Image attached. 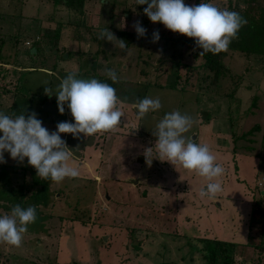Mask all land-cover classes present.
Returning a JSON list of instances; mask_svg holds the SVG:
<instances>
[{"label": "rangeland", "instance_id": "obj_1", "mask_svg": "<svg viewBox=\"0 0 264 264\" xmlns=\"http://www.w3.org/2000/svg\"><path fill=\"white\" fill-rule=\"evenodd\" d=\"M101 1L103 4L100 3V0L86 1L84 23H88L87 27L102 28V30L113 27L116 30H125L129 32L124 36H117L115 31L109 29L117 39L125 41L128 47L127 50L121 51L118 46H115L118 45V41L111 43L101 39L99 44L105 49V52L101 51L100 53L98 52L95 54L97 48L95 47L94 40H86L87 42H84L85 44H82L81 46V50L85 48L84 54L78 56L77 54L74 55L65 52L62 56L59 55L63 58L62 61H66V58L64 59L65 54L69 55V60L72 58L75 59L74 62H63V65L60 64L59 66L62 70L69 68L71 65L74 66L76 71H80L79 69H82L83 67L88 73H93L101 66L104 58L103 55L105 54L109 61H112V70H114L119 77V82L112 86L116 89L117 95L123 101L122 106L135 104V93H139L140 95L143 94V85L145 83L139 81L142 79L140 71L151 72V74L147 76L149 81L154 78V70L159 67V69H162L163 73L168 75V77H173L174 72L179 73L178 75L181 83L178 86L181 87L184 83L183 78L186 76V71L182 64L183 62L193 64V62L187 55L190 50L185 46H180L178 42L172 41H174L175 38L187 39L188 37L166 29L162 23H153L149 21L144 25L141 24V26L146 28L148 35L151 36L139 38L137 36L135 38L131 31H135L133 27L135 22L139 21L142 23V21L144 22V20H146L143 17L144 11H142V7L144 6L137 4L134 5L133 0ZM200 1L204 2L205 0ZM261 2L264 5V0H259V3ZM206 3H212L220 9L232 11L233 9H242V4L244 2L241 0H206ZM185 4L189 6L195 5L194 0L185 2ZM244 5L245 3L243 6ZM110 11H112L111 20L109 19L111 18ZM0 14L2 15V20L0 21V33L15 34L19 39L18 42L20 46L15 50L17 54L16 60L19 61L25 60L27 53L32 55L29 52V48L24 46L26 41L34 40L38 35H41L42 37L48 36V33L49 36L54 35V33H51L50 31L54 29V25H59L58 28L62 26L61 29H63L59 33V36H61L59 45H61L64 42L67 33H70L71 36L79 32L75 27H73L70 32L67 31V29H64L66 23L71 21L74 23H80V21H82L81 17L73 13L61 0H0ZM19 16H21V19H11ZM33 20H39L35 26V23L32 22ZM40 20L46 23L44 27L47 28V30L49 29L48 33L44 32L43 28H41V31L37 29ZM5 22L7 24H5ZM98 29H93L91 33L94 31L98 32ZM17 30L20 33H16ZM157 30L159 31L160 37L165 39L169 38L170 40L166 39V42H164V39L160 38L158 42L152 43L153 32ZM99 33L100 32H98V35ZM82 34H89L86 27L84 30L82 29ZM3 41L5 42V38H3ZM9 42L10 41L8 40V43ZM46 43L48 46V41H46ZM86 43L89 45L87 46ZM69 44H72L77 48V45L73 43L71 39L69 40ZM12 47L11 44H5V46H2V60L0 59V63L3 61L8 63L13 61L12 58L8 56L13 53V51H11ZM33 47H39L38 43H33L32 48ZM41 47L44 49V46L41 45ZM88 48H92V54H94L93 56L95 57L87 54ZM44 51L46 52L48 50L44 49ZM179 52H183L180 67L177 65L176 61L171 62L173 60L158 63L161 58H169L171 55H174L172 58L175 60L178 59ZM190 53L192 54V51ZM38 55V59L43 58L41 53ZM92 58L97 62L94 63ZM117 59L120 60L121 64L115 62ZM37 63H40L39 60ZM225 63L234 73H244V80L241 83L242 86L237 92L236 99H232L230 102L224 100L225 98L219 100L220 106L222 105L226 109L228 107L231 121V123L229 121V124L227 125H221L226 130L228 137L229 128L231 130V135L235 134L234 145L236 146L237 151L241 152L240 154L247 153L254 156L260 155L261 174L259 176L260 181L257 190L255 188L256 191L252 196L260 207H253V212L251 211L250 213L251 215H249L247 211L244 212L245 215H243V218L239 221L236 220L238 223L235 227L234 222L231 221L225 228L228 229L227 232L229 234L225 233L224 236H221L227 238V240H239L247 244L246 246L245 244L237 245L234 255L231 256L233 264H264V226H262V220L264 219V193L263 195L259 194L261 190L264 191V56L248 58L240 53L229 52L225 59ZM12 69L13 68L8 69L5 73H3L4 69L0 70V98L5 101V105L0 106V112L10 116L15 112L17 115L24 112L26 116L35 112L37 118L43 122V126L50 132L56 130V125L59 122L68 121L63 115L67 112L66 109L63 114L60 112L57 113V118L55 119L56 122L54 119L42 113L38 103L46 97L44 91L45 87H51L52 89L55 84V73L49 74L48 72H44V69L53 70L51 62L45 61L44 69H42V67H36L34 70L25 71V69H23L21 72L16 69V73L13 72ZM78 78L90 79L92 77L78 76ZM15 79H17L19 83H17V80ZM16 87H20L21 89L18 96L25 97L22 102H17L15 97H13L14 94L18 93V90L15 89ZM189 87H187V91ZM224 90L228 93L231 89L227 87ZM187 91L157 87L149 88L145 97H159L162 103V108L157 112L149 113L141 120H137V118L136 120L129 119L126 116L121 117L124 126H130L132 128L137 122V124L139 123L140 130L143 129L146 131L150 136V139L154 140L155 138L151 136L153 135V132L150 130H155L156 124L166 113L179 110L182 114L186 113L194 119V102H201L204 100V97L202 95H198L197 97L196 94ZM207 101L208 100H205V102ZM219 102H211V104ZM217 106L218 105H216V108ZM203 112L206 113V111ZM254 128H256V130L251 132ZM194 129L195 126L193 125L189 132ZM0 135H2V133H0ZM224 137H226V135H224ZM61 138H67L66 140L75 148H77L78 143L80 142L77 141L78 138H73L72 134H61ZM85 142L82 143V148H77L79 151H88V142L85 144L86 148H83ZM229 143L232 144L230 141ZM210 149H212L211 146ZM78 150H75V154L72 155L75 160L80 159V157L77 158L79 155ZM214 155L223 160L225 158L224 155H220L216 151H214ZM4 158L7 161L6 163L11 164L15 162V160L11 159L9 153H4ZM244 158L245 160H248L246 156H244ZM231 159H237V156L234 154ZM22 164L23 163H21V165ZM231 164L232 167L230 168L227 177L234 180L244 172L238 166V170L235 172L234 167L236 164L234 162ZM172 166L174 167V170L173 172L170 170L169 173L174 179H176L178 184L183 187L185 186V189L191 193V195L198 196L201 187L205 188L208 183L205 178L200 177L195 173L189 172L180 166ZM0 173L2 183V186L0 185V207L5 209L0 208V215L10 214L11 209L16 205L12 200L20 194V187L17 186V184L22 181L30 183L31 177L16 173V176H14V181L16 183L12 188L14 191V193H12L11 191H5L10 186L6 181L12 179L11 171L7 173L5 170H0ZM232 179L229 181L233 183L234 181ZM249 181H251L250 178ZM253 182L254 180L249 182V188L245 185H240L237 182L233 184L237 185L240 189L244 187L248 193H251L256 185ZM48 183L51 184L54 182L48 179ZM62 183L66 184L67 188L64 187V184L59 187ZM227 183L229 184V182ZM58 184L59 186L53 187L52 185L54 184H51V186L48 187L50 191H48V199L46 200L47 206H44L43 203H41L36 207L32 204L33 201H31V203L26 202V204H23V208L29 206L36 207V210H38L37 220L35 223L28 226V231L24 234L21 247L15 248L0 244V264H179V262H177L179 261V255H182L183 257V261L180 262V264H207L202 257L203 252L200 250L202 245L196 239L195 241H192L190 245L188 237H196L198 230H210L211 232L213 229L216 232H220V229H223L225 224L223 221L220 224L211 221L210 224L206 223V225L204 224L203 226L202 223L201 226L198 227L194 222L189 224L188 221H184L182 217H180L178 224L167 222L166 224L169 228L166 230V227L162 228L164 221L161 219L156 220L150 218L146 209V216L144 215L137 220L138 222L143 221L141 222L143 224L145 223L142 230H144L146 234L136 233L131 236L129 230H123L120 226H114L113 228L110 226L112 224L108 221L105 222V220H100L101 217L99 218V216L102 212L100 213V210L98 211L99 207L94 206V194L96 189L90 182H75L71 179H65ZM239 188L237 189L234 187V191L235 193H238L242 199L244 197L241 196L242 192ZM30 189L33 193L37 192L40 194L43 192V186L37 183L30 187ZM57 191L58 194L56 193ZM197 196L194 197L195 200L196 198H200V196ZM234 196L235 195L233 194L232 197L235 198ZM8 200H11L13 204L10 203L8 205L6 203ZM220 201L224 200L221 199ZM235 202L241 201L235 200ZM174 209L175 208L169 202L166 209L169 216L173 215ZM201 220L203 219L201 218ZM172 231L175 232L172 233ZM246 232L247 235L245 236ZM198 233L200 232L198 231ZM206 233L208 239H210L211 235L209 231ZM200 235L201 238L204 239L202 233H200ZM155 238H166L163 245L165 248L164 251L159 248ZM261 247H263V249ZM155 248L158 249V258L154 257V259L150 260V256L155 254ZM146 256L148 257L147 260H145ZM170 256H175L177 258L171 260L169 258ZM167 259L168 262H164Z\"/></svg>", "mask_w": 264, "mask_h": 264}, {"label": "crops", "instance_id": "obj_2", "mask_svg": "<svg viewBox=\"0 0 264 264\" xmlns=\"http://www.w3.org/2000/svg\"><path fill=\"white\" fill-rule=\"evenodd\" d=\"M40 22V26L43 29H47L44 27L46 23H44L42 20H40ZM77 24L78 23H74L73 21H71L69 23H66L64 29H67V31L70 32V30ZM86 26H88V23H86ZM58 27L59 25H54V29L51 31V33L56 31ZM61 28L62 26H60L59 33L63 30ZM119 31L127 32L125 30ZM98 32L94 31V34L92 35L74 34L71 36L70 33H67L65 36L66 38L63 42L64 44L62 43L61 45H59V40L61 37L59 36V34L57 36V39L54 42L49 43L48 46L46 42H43L41 44L42 46H44V49L48 50L46 52H43V56L47 57V61L51 62L52 65L55 64L53 70L44 69L45 73H55V84L52 88V96H49L48 98L52 103L53 108L55 109V115L52 116L42 108V104L46 100H48L46 99L48 95H46L45 99H43L41 102H38L43 114H46L48 117L54 120L57 118V113L59 112V110L57 108V96L55 95L56 89L60 81L70 72L75 71L78 76L96 78L102 82L113 85L111 79L106 76V69L112 70V61H109L105 54L103 55L104 58L102 60L103 62L101 63V66L97 68L93 73H88L87 70L83 67L82 69H79L80 71H76L74 69V66L71 65L69 66V68H65L63 70L59 66L60 64L63 65V62L71 63L75 61L74 58L69 60V55L67 54H65L64 56V59L66 58V61L59 60L58 56H62V54L65 52L72 53L74 55L77 54L78 56H80V54H84L85 48L81 50V46L82 44H85L84 42H87L86 40H94L95 47L98 50L100 45L99 42L101 41V39L99 41L96 40L99 36ZM131 32L134 33L133 31ZM67 37H69L71 41L77 45V48L76 46L69 44L70 39ZM8 44H11L13 46L11 49L13 53L8 55L12 58L13 61L9 63L3 61L2 63H0V70L4 69L3 73L7 72V70L11 68H13L12 71L15 73L16 69L20 72L23 69H25V71L34 70V68L30 67V64L26 58L23 61L16 60L17 54L15 50L20 45L17 44L14 46L13 42L7 43L6 45ZM88 45L89 44H87V46ZM102 50L105 52L104 48H102ZM87 54H89L90 56L94 55L92 54V48L87 49ZM95 54H97V52ZM1 56L2 53L0 54V59L2 60ZM54 58L58 59L54 60ZM92 59L94 60V63L97 62L94 58ZM115 62L121 64L119 59H117ZM159 68H156L154 70V78L150 81L148 80L147 76L150 75L151 72L140 71L142 79L139 81L145 83L143 85L144 92L142 95H140L139 93H135V101L143 99L146 95L147 90L151 87L181 90L178 86L181 83L180 77L178 75L179 73L174 72L173 77H168V75L164 74L162 69ZM17 83H19L18 80ZM15 89L18 90V93L14 94L13 97H15V100L17 102H22L25 97L18 96L21 92L20 87H16ZM187 92L194 93L197 97L198 95H202L204 97V100H202L201 102H194V120L196 121V123L194 124L195 129L189 133H186L185 135L192 137L196 143H207L213 149H211L213 154L214 151H216L220 155L225 156L224 160L220 157H217V162H219L225 169V175L220 178V182L223 186V191L220 192L215 199L200 197L199 199L196 198L195 200L194 197L197 195H191V193H189L185 189V186L183 187L182 185L178 184L176 179H174L173 176L169 173L170 170L173 172L174 167L167 161H161L155 158L156 150L153 147L155 146L157 137L151 135L153 138H155L154 140H151L146 131H144L143 129L140 130L139 123L137 124V122L132 128L130 126L125 127L122 122V118L119 124V128L115 132L96 134L92 136L93 138L85 137L83 134H80V137L77 140L80 141L77 148H82V143L87 140L83 144V148H86L85 144L87 142L89 143L87 152L81 150L79 151L66 140L67 138L64 139L67 143L68 148L72 151V155L75 154V150L79 151V155L77 158L80 157V159L75 160L72 157V160L70 161V163L78 167L80 171V176L78 178H75L73 181L90 182L96 189L94 194V206L99 207L98 211L100 210V213L102 212L99 216V218L101 217L100 220H105V222L108 221L112 224L110 226H112L113 228L114 226H120L123 230H129V232H131V236L136 233L146 234V232L142 230V227L145 223L143 224L141 223L143 221L138 222L137 220L144 215L146 216L145 212L147 209L150 218H154L156 220L161 219L164 221L162 228L166 227V230H168L169 228L166 224L167 222H171V224H178V220L180 217H182L184 221H188L189 224L194 222L198 227H200L202 223V225L204 226V224L206 225V223L210 224L211 221H214L216 224H220L223 221V223L225 222V224L223 226V229H220V232H216L212 228L211 232L210 230H207L211 235L210 239L232 242L237 245L245 244L239 240H227V238H224L222 236H224L225 233L229 234L227 232L228 229L225 228L230 224L231 221L234 222L235 227L238 223L236 220L239 221L240 219H242L243 215H245L244 212L247 211L249 215H251V211L253 212V204L256 202V200L252 197L253 192L248 193L244 187L240 189L233 183L237 182L238 184L245 185L247 188H249V182H252L254 180L253 183H255L256 185L253 190L256 191L260 181L259 176L261 174L258 160L254 157V155L244 152V154H240L241 152L237 151L236 146L234 145L235 143L233 142L230 128L228 137L226 130L222 127L221 124L227 125L230 121V112L228 110V107L226 109L222 105L220 106L219 100H222V97L204 95L197 91L195 87ZM205 100L208 101L205 102ZM224 100L230 102L229 99L225 98ZM4 102L5 101L0 98V106L5 105ZM211 102L219 103L211 104ZM65 105V109L67 110V112L63 115L65 116V119L68 120V122L74 123L73 117L70 114V110L67 108V103ZM216 105H218L217 108ZM121 108L125 113L123 117L126 116L129 119L136 120V113H138V109L134 108V104H127L124 106L121 105ZM203 111H206L205 119H203L201 116ZM12 116H17L16 112L13 113ZM150 131L153 132L152 130ZM224 135H226V137H224ZM229 141L232 142V144H230ZM148 148H153V160L150 165L146 162V158L144 155L145 150ZM234 154L237 156V159L232 160L231 157ZM244 156H246L248 160H245ZM232 162L236 164V166L234 167L235 172H237L238 170L237 166L244 172L243 174L237 176L234 180L230 177H227V175L229 174V170L232 167ZM249 178L251 179V181H249ZM230 179H232L234 182L232 183L231 181H229ZM227 182H229V184ZM51 184H54L52 185L53 187L59 186V184L55 182ZM51 184L48 183L49 186H51ZM63 184L64 183H62L59 187H61ZM234 187L241 190V196H243L244 198L241 199L240 195L238 193H235ZM201 189L203 188L201 187ZM263 193L264 191L261 190L260 194L263 195ZM233 194L235 195L234 197L236 199L232 197ZM198 196L200 195L198 194ZM221 199H223L224 201H220ZM235 200L241 202H235ZM169 202L175 208L172 216H169V213L166 210ZM201 218L203 220H201ZM198 231L202 233L204 238H208L206 230ZM198 231L196 233V237H188L190 245L192 241H195V239L197 241L203 239L201 238V235L200 233H198ZM174 232L175 231H172V233ZM247 232L245 233V236L247 235ZM157 238H155L156 243L159 245V248L164 251L165 248L163 247V245L166 241V238ZM246 245L247 244H245V246ZM157 251L158 249L155 248V254L150 256V260L154 259V257L158 258ZM179 256V261L177 262H179L180 264V262L183 261V257L182 255ZM169 258L173 260V258L177 257L170 256ZM147 259L148 257L146 256L145 260ZM164 262H168V259Z\"/></svg>", "mask_w": 264, "mask_h": 264}, {"label": "clouds", "instance_id": "obj_3", "mask_svg": "<svg viewBox=\"0 0 264 264\" xmlns=\"http://www.w3.org/2000/svg\"><path fill=\"white\" fill-rule=\"evenodd\" d=\"M137 5H147L144 14L153 23H162L166 29L195 38L196 45L205 53L219 54L227 52L230 43L238 39L240 29L247 20L238 12L220 9L212 3L201 2L198 5H186L184 0H136ZM138 38L145 37L147 29L139 21L133 25ZM98 39L113 43L118 41L121 51L127 50L124 40L108 29H103ZM160 39L159 31H154L152 43ZM106 76L112 83H118L116 72L106 69ZM45 94L52 96V89L45 87ZM57 106L61 114L65 104L70 110L74 123L59 122L55 131H49L43 122L32 112L27 116L24 112L10 116L0 112V163H6L4 153L11 159L23 163L27 158L39 177L61 183L65 179L80 176L78 167L74 166L72 151L68 148L61 134H72L79 138L80 134L92 137L96 134L112 133L119 128L121 117L125 115L121 108L123 101L117 96L116 89L109 83L96 78L82 79L73 71L64 77L56 89ZM134 108L137 120L145 118L162 108L159 97H144L137 100ZM196 121L179 110L166 113L156 124L153 135L157 137L155 146L156 159L170 162L172 165L205 178L208 183L201 189V198L215 199L223 191L220 178L225 175L224 167L217 163L207 143H196L192 137L186 136ZM153 148L145 150L146 162L150 165ZM37 220L35 206L27 208L16 204L10 214L0 215V244L15 248L22 246L24 234L28 226Z\"/></svg>", "mask_w": 264, "mask_h": 264}, {"label": "trees", "instance_id": "obj_4", "mask_svg": "<svg viewBox=\"0 0 264 264\" xmlns=\"http://www.w3.org/2000/svg\"><path fill=\"white\" fill-rule=\"evenodd\" d=\"M61 1L64 2V4L68 8H70V10L73 13L81 17L82 21H80V23L76 22L78 24L75 26V28L78 29L79 31L77 35H82V29L85 27L90 35L93 34L91 33L93 29L95 30L98 29V28L87 27L86 23H84L83 21L84 13L86 11L85 7H86L87 0H61ZM133 1H134V5H136V0H133ZM189 1L190 0H184V2H189ZM241 1L245 3L244 6H243L244 3L242 4V9H239V10L233 9L232 11L238 12L243 18H245L247 20V24L240 29L239 34H238V39H235L230 43L229 49L227 52H220L219 54H215V55L212 53H205L201 55L200 53L202 52V49H200L196 45L195 38H189V37L187 39L175 38L174 41L171 40L172 42H178L180 46H185L187 49L190 50V52L192 51V54L189 52L187 53V55L188 57L191 58L193 64H190L188 62H183L182 64L185 68L186 76L185 78H183L184 83L180 87L181 90L187 91V87L190 86L188 91L195 87L197 91H199L200 93L204 95L222 97V98H226L229 100L237 98L236 96L237 92L239 91V88L242 86L241 83L244 80V76H243L244 73L237 74L232 71V69L225 63V59L227 55L229 54V52H232V53H240L248 58L264 56V5L262 4V2L259 3V0H241ZM100 3H102L101 0H100ZM200 3H201L200 0H194L195 5H198ZM204 3H206V0L204 1ZM143 6L144 7H142V11H144V8H146L147 5H143ZM113 8H114V5H113ZM112 11H110V17H111L109 18L110 20L112 19V15H111ZM143 17L146 20H144V22L142 21L141 23L142 25L150 21L146 15L144 16L143 14ZM14 18L21 19V16L13 17L11 19H14ZM1 20H2V15L0 14V21ZM38 21L39 20L32 21L33 23H35L34 26L37 24ZM40 23L37 29L41 31L42 27L40 26ZM5 24L7 23L5 22ZM79 25H81L82 27ZM109 29L111 31H115V33H117L116 34L117 36H120V35L124 36L125 34L128 33L124 31L116 30L113 27H109ZM43 30L46 33L49 32V29L48 30L43 29ZM59 30L60 28H57V30L53 32L54 35H51V36H49V33H48V36L46 37H42L41 35H38L39 41L33 42V43H38V46H39L36 48L33 47L36 50V53L34 55H29L27 53V56H26V59L28 60L31 68H36V67L37 68L42 67L43 69L45 68V61H47V57L43 56L44 49L43 47L41 48V44L43 42L45 43L46 41H48V43L54 42L57 39V36L59 35ZM98 31L101 32L102 28H99ZM17 32L20 33L18 30L16 31V33ZM132 34L134 35L135 38L137 37L136 31H134V33ZM146 36H151V35H148V32H147ZM3 38H5V42L3 41ZM160 38L164 39V42H166V39L170 40L169 38H166V39L163 37H160ZM8 40L10 42H13L14 46L19 44L18 42L19 39L17 38V35L0 33V54H1L2 46L7 44ZM40 40L42 43L40 42ZM96 40L99 41L100 39L97 38ZM32 46L29 48V52L31 49H33ZM101 51L103 52L101 46L99 45V49L96 52L100 53ZM40 53L43 58L38 59V56H39L38 54ZM178 54H179L178 59L176 60L172 58V56H170L171 58L170 57L165 58V59L161 58L159 62L161 63L163 61L173 60L171 62L176 61L177 65L180 67L181 62H182L181 58H182L183 52H179ZM162 55H163V52H162ZM58 57H59V60H63V58H61L60 56ZM56 59L58 58H54V60ZM38 60L40 63H37ZM52 67L54 69L55 64L52 65ZM227 87L231 89L230 92L228 93L225 92L224 90ZM48 98L49 96L46 97V99ZM255 130L256 128H254L251 132H254ZM232 137H233V142L235 143V134H233ZM6 153L7 152H5V154ZM254 157L258 160L259 167H261L260 166L261 165L260 155H257V156L255 155ZM0 170H5L7 173L11 171L12 179H9L8 181H6V183H9L10 185L5 190L7 192L11 191L12 193H14L12 188L16 183L14 181V176H16V173L19 175L24 174L26 176L28 175V177H31L30 183L22 181L21 183L17 184V186L20 187V194L17 195L15 199L12 200V202H14L15 204H20L21 207H23V204H26V202L31 203V201H33L32 204H34L36 207L41 203H43L44 206H47L46 200L48 199V191H50V189L48 188L49 187L48 180H44L41 177H40L41 179L38 178L39 176L37 175L36 170L32 166L28 165L27 158H25L22 165L21 163H18L17 161L11 164L9 163L0 164ZM0 176H1V173H0ZM71 180H74V179H71ZM35 183L43 186L42 193L38 194L37 192L33 193V191H31L30 187L35 185ZM0 185L2 186L1 178H0ZM64 187L67 188V185L64 184ZM58 191L56 192L57 194H58ZM254 193L255 191L253 190V194ZM12 202L11 200H8V202L6 203L9 205ZM253 207L259 208L260 205L257 204V202H255L253 204ZM0 208L4 209L2 207ZM36 212L38 213V210H36ZM262 226H264V219L262 220ZM198 242L202 245L200 250L203 252L202 257L207 264H233V261H231V256L234 255L235 248H237V244L232 243V242L216 240V239H208V238L198 240ZM261 248L263 249V247Z\"/></svg>", "mask_w": 264, "mask_h": 264}, {"label": "water", "instance_id": "obj_5", "mask_svg": "<svg viewBox=\"0 0 264 264\" xmlns=\"http://www.w3.org/2000/svg\"><path fill=\"white\" fill-rule=\"evenodd\" d=\"M35 53H36V50L34 48L30 50V54L33 55ZM42 108H43L44 111L50 113L52 116L55 115V109L53 108L52 103L49 100L45 101L42 104ZM201 116H202L203 119H205L206 118V113L203 112L201 114Z\"/></svg>", "mask_w": 264, "mask_h": 264}, {"label": "built area", "instance_id": "obj_6", "mask_svg": "<svg viewBox=\"0 0 264 264\" xmlns=\"http://www.w3.org/2000/svg\"><path fill=\"white\" fill-rule=\"evenodd\" d=\"M38 41H39V37L36 36L34 40L26 41L24 43V46L27 47V48H30L33 45V42H38Z\"/></svg>", "mask_w": 264, "mask_h": 264}]
</instances>
